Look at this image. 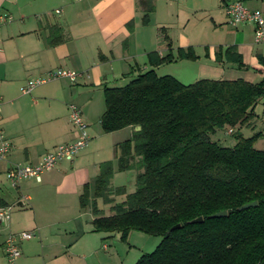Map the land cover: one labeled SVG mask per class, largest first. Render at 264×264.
<instances>
[{
    "label": "crops",
    "instance_id": "obj_1",
    "mask_svg": "<svg viewBox=\"0 0 264 264\" xmlns=\"http://www.w3.org/2000/svg\"><path fill=\"white\" fill-rule=\"evenodd\" d=\"M234 1L264 14V0H0V125L12 143L7 159L0 162V206H14L9 222L0 224V264H124L123 248L110 239L115 234L93 231L95 216L79 200L100 164L112 156L117 161L116 145L133 133L132 127L110 133L102 129L103 86L123 85L151 68V52L160 57L172 53L174 60L154 70L183 84L201 79L259 83L263 75L257 69L258 56L264 57V48L255 52L247 40V32L254 40V26H225V4ZM150 4L154 8L148 12ZM229 46L242 55L246 68L216 60L217 50ZM189 47L196 60L176 57L179 48ZM57 68L82 76L76 82L54 80L22 94L28 80ZM71 104L81 109L88 124V146L72 161H61L44 173L40 182L24 179L11 186L6 179L11 165L35 164L56 146L77 138L69 117ZM120 196L104 203L107 214L99 208L102 215L112 214ZM21 231L33 236L20 243L21 255L9 262L5 238Z\"/></svg>",
    "mask_w": 264,
    "mask_h": 264
},
{
    "label": "trees",
    "instance_id": "obj_2",
    "mask_svg": "<svg viewBox=\"0 0 264 264\" xmlns=\"http://www.w3.org/2000/svg\"><path fill=\"white\" fill-rule=\"evenodd\" d=\"M153 8L150 4L147 11ZM147 57L148 70L123 85L103 86L102 129L133 128L115 153L119 171H136V187L127 194L124 187H114L113 161L100 164L79 198L95 216L93 231L117 233L123 242L132 231L160 236L156 248L134 264H264V147L254 146L264 134L244 137L239 130L264 98V57L258 56L259 83L201 79L190 84L155 72L154 67L174 60L172 53ZM176 57L197 59L191 47L179 48ZM223 59L246 68L234 46L217 50L216 60ZM226 128H236L232 146L214 139ZM119 195L124 200L112 205L111 215H102L96 199L111 204ZM254 201L256 206L239 209ZM220 211L227 215L210 217ZM198 217L203 221L191 223Z\"/></svg>",
    "mask_w": 264,
    "mask_h": 264
},
{
    "label": "built area",
    "instance_id": "obj_3",
    "mask_svg": "<svg viewBox=\"0 0 264 264\" xmlns=\"http://www.w3.org/2000/svg\"><path fill=\"white\" fill-rule=\"evenodd\" d=\"M225 11L230 25L236 27L241 24L250 23L254 26V43H264V14L261 10L248 8L242 1L227 2ZM6 15L3 16V19ZM82 73L74 70L57 68L51 70L44 77L28 80L21 88L22 94H29L36 86L54 80L66 78L71 82H76ZM2 96L0 95V121L2 117ZM69 117L72 125L77 131V138L70 143L56 146L35 164H13L6 171V179L13 187H17L24 179H34L38 182L42 180V175L53 170L61 161H72L78 153L88 146L90 135L88 124L84 120L81 109L71 104L69 106ZM232 132V130H229ZM12 149V143L5 135L0 125V162L5 161ZM14 206H0V224L9 222ZM33 234L28 231L9 232L4 241V251L9 262H14L20 255V243L23 240L32 238Z\"/></svg>",
    "mask_w": 264,
    "mask_h": 264
},
{
    "label": "rangeland",
    "instance_id": "obj_4",
    "mask_svg": "<svg viewBox=\"0 0 264 264\" xmlns=\"http://www.w3.org/2000/svg\"><path fill=\"white\" fill-rule=\"evenodd\" d=\"M225 26H232L228 23ZM234 27V26H233ZM228 28V27H227ZM230 30H233L229 28ZM222 29H220L221 31ZM247 40L251 41L254 45L255 52L261 48H264V43L255 44L253 40V35L251 32H247ZM252 72V71H251ZM248 78V76H244ZM236 128H234L233 132H229V129L226 128L221 131H217L214 135V139H218L222 145L232 146L235 144L236 140L234 137ZM240 132L244 137H251L256 133L261 132L264 134V98H262L255 107V116L249 121V124L240 127ZM254 146L258 149H262L264 147V135L259 137ZM111 160L113 161L115 172L112 179L113 186L116 187H124L126 193H131L135 190L136 187V171L133 169H129L126 171H119L117 169V161L112 156ZM124 195L117 198V202H121L124 200ZM97 206L105 211L107 214L109 208L104 204L102 199H97ZM111 240L116 239L115 246L117 244L118 247L123 248V262L124 264H134L137 259L145 253L152 252L158 243L161 241L160 236L148 235L139 231H132L126 242L120 240L119 234L115 233V235L110 238ZM113 242V241H112ZM114 246V243L112 244ZM126 250H131L128 255L125 254Z\"/></svg>",
    "mask_w": 264,
    "mask_h": 264
},
{
    "label": "water",
    "instance_id": "obj_5",
    "mask_svg": "<svg viewBox=\"0 0 264 264\" xmlns=\"http://www.w3.org/2000/svg\"><path fill=\"white\" fill-rule=\"evenodd\" d=\"M137 129H140V127H137ZM256 205H257V202L254 201V202H251V203H248V204H244L239 209H245V208H249V207L256 206ZM226 215H227V212L226 211H220V212H217V213L211 215L210 217H212V218H215V217H224ZM202 221H203V218L202 217H198V218L193 219L191 221V223H198V222H202ZM178 227H179V225H176L174 228H178Z\"/></svg>",
    "mask_w": 264,
    "mask_h": 264
}]
</instances>
